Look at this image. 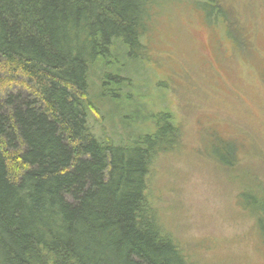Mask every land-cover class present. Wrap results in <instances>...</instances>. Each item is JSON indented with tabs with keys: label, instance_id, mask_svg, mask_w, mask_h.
I'll use <instances>...</instances> for the list:
<instances>
[{
	"label": "trees",
	"instance_id": "1",
	"mask_svg": "<svg viewBox=\"0 0 264 264\" xmlns=\"http://www.w3.org/2000/svg\"><path fill=\"white\" fill-rule=\"evenodd\" d=\"M163 1L0 0V90L20 78L30 91H0V264H191L147 195L152 159L176 139L172 114L135 119L118 144L89 127L93 78L107 95L120 56L146 58ZM217 2L203 3L208 17ZM242 199L264 244V199Z\"/></svg>",
	"mask_w": 264,
	"mask_h": 264
},
{
	"label": "rangeland",
	"instance_id": "2",
	"mask_svg": "<svg viewBox=\"0 0 264 264\" xmlns=\"http://www.w3.org/2000/svg\"><path fill=\"white\" fill-rule=\"evenodd\" d=\"M206 2L163 1L146 58L120 56L107 95L93 78L90 132L118 144L134 139L135 119L169 111L176 139L147 180L162 227L191 264H264L257 218L241 205L264 199V0H218L216 18ZM8 84L3 96L28 98L25 80Z\"/></svg>",
	"mask_w": 264,
	"mask_h": 264
}]
</instances>
